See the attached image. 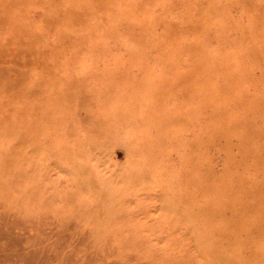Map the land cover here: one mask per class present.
I'll list each match as a JSON object with an SVG mask.
<instances>
[{
	"label": "rangeland",
	"instance_id": "rangeland-1",
	"mask_svg": "<svg viewBox=\"0 0 264 264\" xmlns=\"http://www.w3.org/2000/svg\"><path fill=\"white\" fill-rule=\"evenodd\" d=\"M0 264H264V0H0Z\"/></svg>",
	"mask_w": 264,
	"mask_h": 264
}]
</instances>
